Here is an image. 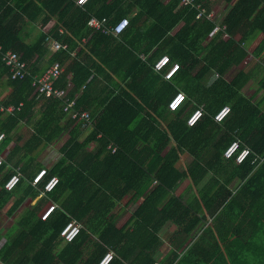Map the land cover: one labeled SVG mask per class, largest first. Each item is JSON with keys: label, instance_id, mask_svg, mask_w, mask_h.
Wrapping results in <instances>:
<instances>
[{"label": "trees", "instance_id": "1", "mask_svg": "<svg viewBox=\"0 0 264 264\" xmlns=\"http://www.w3.org/2000/svg\"><path fill=\"white\" fill-rule=\"evenodd\" d=\"M44 1L42 9L49 12L45 22L50 19L51 15H56L63 19L62 26L73 33L68 38L57 34L56 40L68 43L70 49L73 50L83 37L93 34L87 43L93 49V56H90L86 63L79 61V56L76 57L69 69L74 84L70 91L71 97L85 87L82 97L76 101V109L89 111L93 125L91 130H88L85 139L80 141L78 134L82 130L81 125L64 113L60 101L46 100L44 105L46 113L37 129V134L46 141L52 142L63 133L62 129L55 130L54 128L62 119L66 118L68 119L67 124L72 127L71 138L60 149L61 160L48 171L39 185L40 188H43L53 176L59 178L57 187L48 194L56 196V200L60 203V209L47 221L40 220L41 226L32 227L29 234L40 233L44 237L60 239L61 231L77 217L76 211L79 206L76 203L80 205V201L85 198L89 205H87V210L91 212L94 222L86 228L82 226L78 237L68 243V251L75 253L71 264H76L80 260L81 247L89 240L91 234L100 237L107 246L114 249L116 233L113 224L104 226L99 223L100 217L106 221L105 216L107 215L100 209L103 205L98 193H86L78 187L81 183L80 177H84L88 181L92 180L107 188L105 183H113V181L116 183L117 174L115 173L122 172L127 175L117 176L125 183L127 187L125 191L135 189L137 183L148 182L149 184L152 177L157 182V186L145 200V208L139 210V214L143 215L145 209H153L151 214L142 216V226L138 235L133 237L138 236L141 246L157 248L159 239L156 235L166 221L172 220L181 226L179 236H177L179 241L176 251L172 253L171 258L169 257L161 264H264V162L260 165L259 159L257 160V157L264 158V113H262L260 104L253 103L252 98L243 94L244 88L251 79L249 73L240 70L230 80L225 79V76L246 58L247 51H245L243 43L248 40L250 30L253 32V30L261 29L264 33V0H238L222 24V27H226L225 32L229 38L224 40V31H219L209 41H207L208 37L216 26L207 19L197 20V10L194 7L182 6V0H170L164 10L162 0H110L109 3H107L109 0H90L84 7L77 6L75 0ZM204 2L205 0H196V4L203 5ZM132 8H136L137 11H133ZM114 11L118 13L116 17H113L112 23L115 24L122 18L128 17L130 24L121 35V40L114 50L107 54L105 47L111 44L115 38L93 33L87 27V21L91 15L101 18ZM174 31L176 32L172 34ZM237 34H241L239 41L234 40ZM141 35L146 37L145 46L139 51L127 50L115 63L113 60L123 45L132 43L131 39L136 41ZM6 37L0 33V45L4 47L3 49H12L23 53L22 58L26 63L30 61L35 51L40 52L39 50L45 43V36H43L36 43L35 48L29 50L28 46L7 42ZM155 47H157V52L154 53V57L144 62L140 58V54H147ZM165 47H169L167 52H164ZM262 48H264V40ZM64 50L53 55L52 63L60 62L61 64L64 63L65 58H70L68 52ZM165 54L169 55L171 63L180 64L181 72L178 70L172 79L163 81L165 83L164 96L166 97H159L161 108L163 111L168 109V103L176 94L180 93V90H183L186 101L177 111H170L174 114V119L167 126L168 131L163 132L155 126L156 142L153 143V149L149 150H153L157 162L146 168L132 162L123 164L121 158L131 152L132 145H134L132 144L133 140H142L137 137L138 134L135 131H131V128L126 132L127 128L135 122L140 124H143V121L144 123L150 122L143 116L145 107L139 106V103L134 100V94L140 93V91L148 92L143 87V81H139L148 75L157 76L154 65ZM78 55L82 56L81 53ZM0 66L5 68L9 75V70L1 58ZM211 70H214L218 77L205 87L202 93V103L204 101L209 103L211 95L215 97L216 94V98L212 99V107H209L211 110L208 113L205 108L201 107L204 113L203 118L196 126L189 127L187 125L188 117L200 107L198 105L188 114H186V110L190 106L192 98L199 92L200 80ZM120 71H123L122 81L125 85H115L118 88H113L109 94V98H107L109 104L104 113L96 117V112L91 109L92 104L87 103V99L92 93L91 89L100 80H112L113 76ZM66 75L67 73L61 75L56 86L66 88ZM162 77L163 74L160 75V79ZM10 81L15 88V93L10 100L3 103V106L12 105L18 108L21 103L23 105L20 110H16L7 118L10 126L7 125L0 129V133L6 132L5 135H8L1 145L0 154L11 142V139H7L11 134V129L35 106L31 81L29 79L16 81L10 79ZM107 85L110 83L108 82ZM262 88H264V77L261 81ZM159 89L161 90V87ZM159 89L153 87L154 91ZM224 106H229L231 113L222 123H217L214 121V117ZM1 114L0 112V116ZM236 130L240 131L239 138L237 136L233 138L230 135ZM213 136H219L217 161L203 162L200 155L211 152L209 143L207 144L206 141L199 153V147H195V140L200 137H205L207 140L208 137L210 139ZM164 137H170L172 147L164 157H161L162 147L159 144ZM236 138L242 142L243 147L247 146L251 150L250 156L241 164H237L234 159L223 160L224 151ZM92 142L97 144V148L95 152H87V147ZM110 145H112V149L116 148L114 153L109 149ZM28 150H30L29 147ZM185 150L189 151L194 158L187 169L181 171L175 164L180 158V153ZM5 162L0 168V186L4 192H8L4 189V185L17 169L21 172L22 161L13 164L14 171L8 169ZM258 165H260L259 170H256ZM116 167H118L117 172ZM254 171H258V175L251 176ZM140 172L146 174L141 178L148 180L137 178ZM210 172H213V177L199 191L198 196L187 194L181 195L179 198L173 197L171 205L166 207L163 212L157 209L160 202L170 191L175 190L180 181L186 178L191 179L192 185L196 186ZM134 177L135 180H132ZM235 178H238L240 183H244L238 190V195L233 198L231 197L232 191L228 189V186ZM216 185L219 189L212 192L211 190L215 189ZM188 189H191V186ZM68 190L73 193V197L69 200L63 198ZM117 196L120 198L121 195ZM233 203H235L234 205L250 203V206L256 207L249 205H246L248 207H231ZM113 206H115L114 202L111 207ZM202 208L209 212L221 209L213 215V223L208 225L203 233L196 238L195 235H192L194 229L199 223L207 220L206 216H201ZM26 230H28L27 227ZM146 235H148L147 239ZM186 236L192 239L184 245ZM179 250H183V253H180ZM105 252L106 249L103 248V254L99 258H95L94 253L85 264H98L106 254ZM145 259L147 262L138 258V261L132 264L157 263L151 258ZM111 264L123 263L119 257L115 256Z\"/></svg>", "mask_w": 264, "mask_h": 264}, {"label": "crops", "instance_id": "2", "mask_svg": "<svg viewBox=\"0 0 264 264\" xmlns=\"http://www.w3.org/2000/svg\"><path fill=\"white\" fill-rule=\"evenodd\" d=\"M44 2V0H0V33L7 36L5 38L7 42L11 44L17 43L19 45H25L28 46L29 50H32L35 48L36 43L43 36H45V38L47 35H52L53 38H56L57 34H62L61 37L63 36V38L72 36L73 33L70 32L68 28L62 26L63 19L58 18V16L51 15L50 19L45 22L49 12L45 10L43 11L42 7ZM109 2L110 0L107 3ZM169 2L170 0H162L163 10L166 8ZM237 2L238 0H205L203 5L199 4L205 10H207V12H212L215 15V22H212L216 27L211 32L207 41L211 40L216 35V29L219 27V25L222 26L224 19L232 11ZM132 9L135 12L137 11L135 10L136 8ZM117 13L118 12L114 11L110 15L103 17L110 19V22L112 23V19L113 17L117 16ZM125 18L129 19L128 17ZM175 32L176 31L172 32V34ZM92 35L93 34H90L89 37H83L82 40L74 46L73 50L70 49L68 43H62L67 46V49L64 51L68 52L70 55V58H65V61L63 60L64 63H61V67L63 69L62 74L64 75L67 73L66 89L68 90L69 95L70 91L74 87V84L71 80L72 74L69 72L70 66L73 64V60H75V58L78 56V60L85 63L89 60L90 56H93L92 47L89 44L87 45ZM228 38V34L224 31L223 39L226 40ZM240 38L241 34H237L234 40L239 41ZM120 40L121 36L115 38L111 44L107 45L105 47L106 53L108 54L109 52L113 51ZM145 40L146 37L144 35H141V37L136 41L131 39L130 41L132 43L124 44L122 49L116 54L113 61L117 63L119 58L123 56L127 50H141L145 46ZM263 40L264 33L261 31V29L253 30V32L250 30L248 40L243 43V47L245 48V51H247L246 58L239 66L234 67L225 76L226 80H230L231 77L240 70L249 73L251 79L244 88L243 94L248 98H252L253 103L260 104L262 113H264V88L261 89V81L264 77V48H262ZM168 49L169 47H165L164 52H167ZM39 51V53L35 51L30 61H27V65L35 75H41L49 66H51L53 64L51 61L53 55L60 52V50H53L48 43H44L43 48ZM155 52H157V47L152 48V50H150V52L147 54L141 53L140 58L144 62H147L149 58L154 57ZM80 53L82 56L78 55ZM20 54L22 55L23 53ZM165 55L169 56L168 54ZM174 64L178 63H171L169 67ZM198 69H200V67H198ZM179 72H181V69ZM156 73L157 76L148 75L139 81H143V87L148 90L149 94L148 92L144 91L134 94V100L139 103V106L141 105L145 107L143 116L150 120V122L144 123L143 121V124L135 122L133 125H130V127L127 128L126 132H128V129L131 128V131H135L138 134L137 137H140L142 140L136 141V139H134L132 143L134 144L132 145L133 149H131V144L129 145L131 152L129 154L127 153V155L121 158V162H123V164L126 162H132L134 164L141 165L143 168L148 167V165L155 164L157 161L155 160L154 152L153 150H149L153 149V143L156 142L154 136L155 126L163 132L168 131L167 126L170 125L171 121L174 119V114L168 110L169 108H166L164 111L162 110L161 102L159 101V97H166L164 96L165 83L163 81L169 80H166L164 77L160 79V75L162 76V74L158 72ZM122 75L123 71H120L113 76L112 80H100L97 82L96 86L91 89L92 93H89L90 95L87 99V103L92 104L91 109L93 112H96V117L104 113L105 108L109 104L107 99L109 98V94L112 92L113 88H118L115 85H125V83L122 81ZM217 77L218 76L214 70H211L205 77H203L202 80H200L199 92L197 93V96L192 98L190 106H188L186 110V114L191 113V111L198 105L200 108H205L207 113L211 110L209 107H212V99L215 100L216 94L215 97H212L211 95L209 103L206 101L202 103V93L204 92L205 87L210 85ZM108 82L110 85H107ZM153 87L157 89L161 87V90L159 89L160 91L158 90V93V91L153 90ZM84 89L85 87L80 89L78 93L72 97L76 98V100L80 99ZM14 93L15 88L12 84V81H10L8 73L5 71V68L0 66V106L2 107L3 103L10 100L14 96ZM180 93H184L183 90H180ZM116 94L118 93L116 92ZM45 102L46 100L39 102L36 100L33 101L35 106L32 107L27 112L25 117L21 118L18 124L11 129V134H9V137L7 138L11 139V142L1 153L4 161H6L5 163L8 165V169H13L14 163L22 161V164L20 165L22 181L13 192H4L2 186H0V264H71V261L74 258L75 253L73 251H68V243L63 241L62 238L51 239L49 237L42 236L40 233L36 235L29 234V230H31L32 227L41 226L40 220L42 222L47 221L49 217L56 214L57 210L60 209V203L56 200V196H50L48 193L41 195L42 191L40 186L36 187L33 184V180L40 171L47 170L48 173V171L61 160L62 154L60 150L58 152V147L61 149L71 138L70 132L72 130V127L67 124L68 119L64 118L58 123V126L54 128L55 130L58 128L62 129L63 133L52 142L46 141L37 134V129L40 127L43 117L46 113V106H44ZM200 103L202 104L200 105ZM21 104L23 105V103ZM9 115L10 114L7 113L1 114L0 129H3L7 125L10 126V123L8 124L7 121ZM181 118L183 117L181 116ZM87 132L88 130H81L78 134V139L83 141L87 135ZM2 133L6 134V132ZM239 133L240 131L236 130L233 133H230V135L234 138L235 136L238 137ZM7 136L8 135H6V137ZM161 140V144H159V146L162 147L160 156L164 157L166 153L170 151L172 147V141L170 137H164ZM206 141L207 144L209 143L211 152L209 151V154L201 153L200 156L203 159V162L217 161L219 136H213L210 139L208 137L207 140L205 137L196 139L195 147H199V153ZM28 147L30 150H28ZM96 148L97 144L92 142L87 147V152H95ZM193 158L194 157L189 153V151H182L175 166L179 170L184 171L187 169ZM258 159L259 164L261 165L264 162V158L262 157L260 159L257 157V160ZM8 160L9 163L7 162ZM184 161L187 165L185 168H180L177 166V164L179 165L180 162L184 163ZM260 165H258L256 170H259ZM115 170L117 172L118 167H116ZM257 173L258 171H254L251 176L258 175ZM115 174L120 176L125 175L126 173L117 172ZM117 175L116 183L114 181L113 183H105L108 189L102 187L92 180L88 181L84 177H80L79 179L81 180V183L79 184V187L77 186L78 188H81L86 193H98L100 202L103 205L100 209L107 215L105 216L106 221L103 220V217H100L101 219L99 223L104 226H110V223H112L116 235L114 237L115 248L113 249L112 247L107 246L100 239V237L91 234L89 240H87L81 247L82 256L76 264H85L94 253L95 258H99L101 254H103V248L106 249L105 253L110 251L113 252L115 250L113 253H116L115 256L119 257L123 264L135 263L138 261V258H141V261L144 262H147L145 258H151L153 261L161 264V262L167 260L169 257L171 258L172 253L176 251L179 241L177 236H179L178 233H180L179 230L181 226L179 223L168 220L157 232L156 237L159 239V245L157 248L155 246H151L150 248L148 246H141V242L138 241V236L135 237L136 239L133 237L139 233V229L142 226V216L151 214L153 209H145L143 215L139 214V210L141 208H145V200L157 186V182H155L156 180H154L152 177V180H150L149 184L148 182L137 183L135 185L136 190L131 189L125 191L127 187ZM141 176H146V174L140 172L139 175H137V178H141ZM211 177H213V172H210L196 186L192 185L191 179L186 178L180 181L177 184L178 186H176L175 190L173 192L170 191L168 195L160 202V204L157 206V209L163 212L166 207L171 205V200L173 197L179 198L181 195L184 196L187 194L190 196H198L199 191L205 185H207ZM141 179L148 180L143 177ZM132 180H135V177L134 179L132 178ZM219 180L221 179L219 178ZM243 183L244 182L240 183L238 178H235L230 182L228 189L232 191L231 197L234 198L236 195H238V190ZM190 186L191 189H188ZM218 189L219 188L216 185V188L211 191L216 192ZM117 195H121L120 198ZM71 197H73L71 190H68L63 196V198H66L67 200L71 199ZM113 202L115 203V206L111 207ZM234 204L235 203H233L231 207L239 208L248 207L246 205L250 206V203L241 205ZM53 205L56 206L55 210L46 220H42V215H44V213ZM76 205L79 206V209L76 211L77 217L72 221L81 224L84 228H86V226H90V223L94 222V220L91 216V212L87 210V207L89 206L88 200L83 198V200L80 201V205L77 203ZM108 209H110V212H108ZM220 209L221 208L216 210V212H209V210L207 211L202 208L201 216H206L207 220L199 223L194 229L192 235H195L197 238L200 234H202L203 230L208 225L213 223V215L218 213ZM26 227L28 230H26ZM147 237L148 235H146V239ZM191 239L192 238L188 236L184 237V245L189 243ZM119 252L122 254L121 256ZM179 252L183 253V250H179Z\"/></svg>", "mask_w": 264, "mask_h": 264}, {"label": "built area", "instance_id": "3", "mask_svg": "<svg viewBox=\"0 0 264 264\" xmlns=\"http://www.w3.org/2000/svg\"><path fill=\"white\" fill-rule=\"evenodd\" d=\"M90 0H75L77 6L84 7ZM182 6L194 7L197 10L196 19L215 22V15L212 12H207L201 5L196 4V0H182ZM129 19L122 18L117 23L112 24L110 19L106 17L98 18L91 15L87 21V27L93 31V33H100L105 36H113L115 38L121 36L126 29L129 27ZM225 26H220L216 29V32L225 31ZM45 43H48L51 48L55 51L67 49V46L56 40L52 35H47L45 38ZM0 58L4 65L9 70V78L13 81L29 79L31 81V86L33 88V96L36 101H43L47 99L58 100L61 103V108L64 113L71 119L76 121V123L81 125L82 130H91L93 125L92 116L89 111H82L76 109V98L70 97L69 92L66 88L56 86V83L60 79L63 69L59 62H54L49 66L41 75H35L23 60L22 55L16 51L4 50L0 46ZM171 63L170 57L165 55L161 57L154 65V70L158 73H162L166 80H170L174 74L180 68L179 64H174L169 67ZM179 99V103L173 108V104ZM186 96L184 93L176 94L169 103V109L171 111L178 110L182 104L185 102ZM22 104L18 108L14 106L0 108L2 113L12 114L16 110H20ZM231 113V108L229 106H224L215 115L214 120L217 123H222ZM204 113L201 108L194 110L187 119V124L190 127L196 126L203 118ZM5 133H0V148L5 139ZM242 142L236 138L231 144L226 148L223 153V157L226 160L234 159L237 164L243 163L251 154V150L247 146H242ZM109 149L114 153L116 148L112 149V145ZM4 164V159L0 154V168ZM47 170L40 171L33 180V184L37 187L39 186L47 175ZM21 172L19 169L14 172V174L6 181L4 189L8 192H13L21 182ZM59 178L53 176L50 178L41 191L43 194L52 192L58 185ZM56 206H51L42 215V220H46L50 214L55 210ZM82 225L72 221L66 225V227L61 231V238L67 243L73 242L80 234ZM115 254L110 251L107 252L98 264H111L114 260ZM159 264V263H155Z\"/></svg>", "mask_w": 264, "mask_h": 264}, {"label": "clouds", "instance_id": "4", "mask_svg": "<svg viewBox=\"0 0 264 264\" xmlns=\"http://www.w3.org/2000/svg\"><path fill=\"white\" fill-rule=\"evenodd\" d=\"M81 2H83V0H81ZM170 64H171V63H170ZM178 70H179V69H178ZM176 73H177V72H176ZM176 73H175V74H176ZM175 74H174V75H175ZM171 79H172V78H171ZM185 101H186V100H185ZM178 103H179V99H177L176 103H174V104L172 105L173 108H175L176 105H177ZM183 104H184V103H183ZM183 104H182V105H183ZM168 107H169V105H168ZM169 110H170V109H169ZM170 111H171V110H170ZM176 111H177V110H176ZM172 112H174V111H172ZM41 195H43V193H41Z\"/></svg>", "mask_w": 264, "mask_h": 264}, {"label": "rangeland", "instance_id": "5", "mask_svg": "<svg viewBox=\"0 0 264 264\" xmlns=\"http://www.w3.org/2000/svg\"><path fill=\"white\" fill-rule=\"evenodd\" d=\"M59 150H60V147H58V152H59ZM177 166H179L180 168H185V166H187V165L185 164V161H184V163L183 162H180L179 165L177 164Z\"/></svg>", "mask_w": 264, "mask_h": 264}]
</instances>
